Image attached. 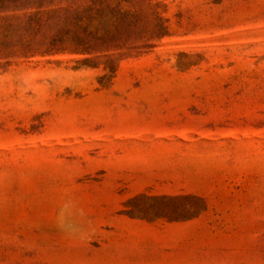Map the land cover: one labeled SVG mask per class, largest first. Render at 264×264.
<instances>
[{"label": "rangeland", "instance_id": "obj_1", "mask_svg": "<svg viewBox=\"0 0 264 264\" xmlns=\"http://www.w3.org/2000/svg\"><path fill=\"white\" fill-rule=\"evenodd\" d=\"M0 264H264V0H0Z\"/></svg>", "mask_w": 264, "mask_h": 264}]
</instances>
